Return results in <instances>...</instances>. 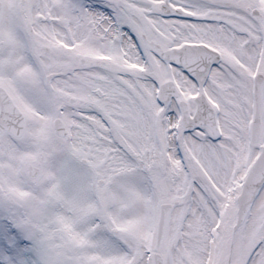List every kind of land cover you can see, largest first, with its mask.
Instances as JSON below:
<instances>
[{
  "label": "snow or ice",
  "instance_id": "1",
  "mask_svg": "<svg viewBox=\"0 0 264 264\" xmlns=\"http://www.w3.org/2000/svg\"><path fill=\"white\" fill-rule=\"evenodd\" d=\"M0 264H264V0H0Z\"/></svg>",
  "mask_w": 264,
  "mask_h": 264
}]
</instances>
